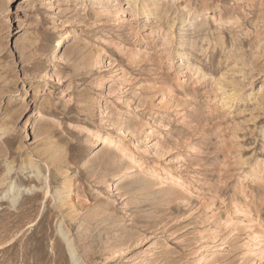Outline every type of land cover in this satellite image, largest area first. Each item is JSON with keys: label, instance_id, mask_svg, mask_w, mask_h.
Listing matches in <instances>:
<instances>
[{"label": "rangeland", "instance_id": "obj_1", "mask_svg": "<svg viewBox=\"0 0 264 264\" xmlns=\"http://www.w3.org/2000/svg\"><path fill=\"white\" fill-rule=\"evenodd\" d=\"M263 80L264 0H0V264H264Z\"/></svg>", "mask_w": 264, "mask_h": 264}, {"label": "bare ground", "instance_id": "obj_2", "mask_svg": "<svg viewBox=\"0 0 264 264\" xmlns=\"http://www.w3.org/2000/svg\"><path fill=\"white\" fill-rule=\"evenodd\" d=\"M136 4V3H135ZM153 7V6H152ZM148 9H146L145 11H147ZM151 12V11H150ZM113 14V13H112ZM115 15H116V17H118V14L117 13H115ZM158 15V14H157ZM157 17V16H156ZM158 18V17H157ZM156 18V19H157ZM59 41H60V38L58 39ZM55 51L57 50L56 48L54 49ZM260 84H261V86L259 87V88H257V90H256V98H257V96L258 97H262L263 95H264V80L263 81H260ZM222 93V92H221ZM226 94V93H225ZM229 94V93H228ZM234 94V93H233ZM235 94H237V93H235ZM234 94V95H235ZM228 97H229V95L228 96H222V98H227L228 99ZM230 98H231V96H230ZM222 100V99H221ZM93 141H96V142H94L91 146L94 148V147H98V146H100L101 144L102 145H106L107 143H109L110 142V138H109V135L108 134H103L102 136H98L97 138H95V140H93ZM89 143H92V142H89ZM104 147V146H103ZM99 148H101V147H99ZM39 176V175H38ZM42 177H43V179H44V182H45V184H46V188H47V184H48V178H47V176L46 175H42ZM6 180V177H1V180H0V183H4V181ZM5 184V183H4ZM1 185V184H0ZM3 185V184H2ZM12 187V186H11ZM174 189H176V188H174ZM173 189V190H174ZM172 190V191H173ZM176 190H178V189H176ZM176 192V191H175ZM175 192H172V193H175ZM181 192V191H180ZM176 194V193H175ZM177 195V194H176ZM19 198V197H18ZM18 198H16L15 200H17ZM62 198H64V196L62 195V192H57L56 194H55V199L57 200H61ZM19 200V199H18ZM17 202V201H16ZM18 203V202H17ZM14 206V205H13ZM68 248H69V250H70V252H71V256H72V258H73V260H74V262L76 261V263H78L77 261H78V258H77V256H76V254H75V251H74V249L72 248V245H71V243H68ZM201 257V259L204 257L203 256V254L200 256Z\"/></svg>", "mask_w": 264, "mask_h": 264}]
</instances>
